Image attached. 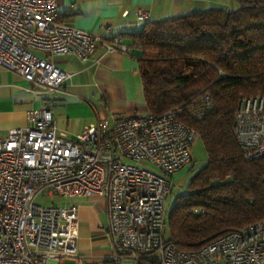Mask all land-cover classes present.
Segmentation results:
<instances>
[{
    "label": "built area",
    "instance_id": "obj_1",
    "mask_svg": "<svg viewBox=\"0 0 264 264\" xmlns=\"http://www.w3.org/2000/svg\"><path fill=\"white\" fill-rule=\"evenodd\" d=\"M137 17L148 13L138 10ZM97 43L107 54L130 51L119 38L103 42L60 21L56 0H0V67L19 74L34 92H57L71 76L38 52L86 62ZM181 112L119 117L110 129L90 125L75 139L58 132L50 109L28 112L27 127L0 138V264H92L78 253L75 209L36 200L92 195L105 201L110 264L147 257L158 264H264V220L195 250L165 239L172 177L190 165L198 137ZM233 135L246 161L264 158V98L240 101Z\"/></svg>",
    "mask_w": 264,
    "mask_h": 264
},
{
    "label": "trees",
    "instance_id": "obj_2",
    "mask_svg": "<svg viewBox=\"0 0 264 264\" xmlns=\"http://www.w3.org/2000/svg\"><path fill=\"white\" fill-rule=\"evenodd\" d=\"M131 37L148 113L180 108L207 154L166 217L165 239L195 250L264 220V158L246 161L233 135L240 101L264 98V0L148 21Z\"/></svg>",
    "mask_w": 264,
    "mask_h": 264
},
{
    "label": "crops",
    "instance_id": "obj_3",
    "mask_svg": "<svg viewBox=\"0 0 264 264\" xmlns=\"http://www.w3.org/2000/svg\"><path fill=\"white\" fill-rule=\"evenodd\" d=\"M202 1L56 0L60 21L87 30L103 42L119 38L130 51L107 54L103 44L97 43L86 62L72 55H46L44 59L71 74L54 93L34 92V86L19 74L0 67V138L9 129L27 127L28 112L39 114L43 109L52 111L58 132L70 139L90 125L110 129L119 117L147 114L144 99L140 103L138 61L142 52L131 34L148 21L172 18L175 11L181 14L188 5ZM138 10L146 11L148 18L138 19ZM60 206L76 211V245L82 260L109 263L113 250L106 231L104 199L98 195L73 196L65 198ZM65 264L74 262L67 260ZM121 264L133 263L123 258Z\"/></svg>",
    "mask_w": 264,
    "mask_h": 264
},
{
    "label": "rangeland",
    "instance_id": "obj_4",
    "mask_svg": "<svg viewBox=\"0 0 264 264\" xmlns=\"http://www.w3.org/2000/svg\"><path fill=\"white\" fill-rule=\"evenodd\" d=\"M240 5V0H203L201 3L193 2L191 5H188L185 12H182L180 14V11H175L172 15V17L176 16H182L187 15L193 12H202L209 9H237ZM179 8V7H178ZM38 56L42 58H46V54L44 53H37ZM140 103L143 100V96L141 94L142 92V86L140 82ZM146 114H140L139 116H144ZM129 116V115H125ZM190 155L192 158V161L189 166H187L185 169L179 171L172 177V189L169 195L166 198V217L170 214L176 198L185 193L186 187L192 178V176L201 168H203L206 164V158L207 154L204 148V145L202 141L197 137L194 142L191 145L190 148ZM37 203L41 205H49V204H55V205H61L64 203L65 199H60L57 196H54L52 198H46L44 196H39L37 199ZM168 229V226L166 225V230ZM167 232L165 236H167Z\"/></svg>",
    "mask_w": 264,
    "mask_h": 264
}]
</instances>
